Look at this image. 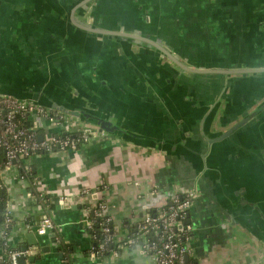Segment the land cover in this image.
<instances>
[{"label":"crops","instance_id":"1","mask_svg":"<svg viewBox=\"0 0 264 264\" xmlns=\"http://www.w3.org/2000/svg\"><path fill=\"white\" fill-rule=\"evenodd\" d=\"M133 26L197 67H264V0H0V93L117 126L105 138L30 156L29 178L16 166L0 169L10 245L34 234L38 243L27 247L37 251L24 264H155L119 241L147 209L195 187L185 261L264 264V110L218 138L262 103L264 72L182 73L154 45L92 30ZM58 195H70L69 205ZM100 200L114 252L92 259L85 216ZM44 214L54 231L39 235Z\"/></svg>","mask_w":264,"mask_h":264},{"label":"built area","instance_id":"2","mask_svg":"<svg viewBox=\"0 0 264 264\" xmlns=\"http://www.w3.org/2000/svg\"><path fill=\"white\" fill-rule=\"evenodd\" d=\"M29 122V124H28ZM42 130H45L42 133ZM42 135L38 139L37 135ZM108 134L98 125L83 123L59 109L42 105L31 99H22L10 94L0 93V148L4 150V162L1 168L16 166L18 159H23L24 172L30 170L26 160L32 155L48 153L54 150L73 149L90 140L105 138ZM85 192L86 189H83ZM197 195L195 187L182 188L169 198L164 207L147 209L136 223L134 232L119 241L120 246H137L149 256L155 264H186L185 256L190 253L188 240L191 236V225L186 222L190 206ZM43 194H39L41 200ZM45 200V199H44ZM57 202L70 203V195H58ZM93 217L85 216V224L92 238L87 250L94 259L105 251H113V234L111 217L105 201H98L92 210ZM0 227V239L3 240V256L7 264H19L18 257L27 258L37 251V247L26 249L12 248L6 227L10 221L8 211ZM97 220L99 236L90 231ZM54 231V225L46 214L41 215L36 232L39 235ZM111 247V248H110ZM1 255V257H3Z\"/></svg>","mask_w":264,"mask_h":264},{"label":"water","instance_id":"3","mask_svg":"<svg viewBox=\"0 0 264 264\" xmlns=\"http://www.w3.org/2000/svg\"><path fill=\"white\" fill-rule=\"evenodd\" d=\"M90 29H92V28H90ZM92 30H95V32L100 33V34H107V35H111V36L120 37V38H123V39H125V38L132 39L133 38L136 41L142 40L144 42H148L149 44L153 43L154 47L159 49L160 52H162L163 55H165L169 59V61H171L173 63V65H175L176 67L188 70V71H193V72H198V73H210V72H216V71L225 72V70L216 69V68H194V67H190V66L186 65L185 63H183L178 58L177 55H175L174 53L169 52L168 49L162 47L161 45H157L154 41H152L150 39H146V38H144L142 36H139V35H136V34H133V33H129V32L122 31V30H115V29L110 30V29H103V28H101V29L94 28ZM245 71H249V70L248 69L244 70V71L243 70H238L237 72H245ZM61 107L64 108L65 110H67L66 111L67 114H69L71 116H74V117H77L78 119H80L79 118L80 116H83L85 119L89 120V123L98 125L102 130L114 131V129H117L116 124L112 123L111 119L109 120L108 117H104V116H101V115H96V114H94L92 112H86L84 109L74 108V109H71V111H70L69 109H66L67 108L66 106H61ZM81 121H83V120H81ZM233 128H235V126L231 127L227 132L231 131ZM227 132L220 134V138L223 137L224 135H226ZM37 137H38V139H41L42 135L40 133H38ZM64 204L65 205H69V203H64ZM186 222H189L188 214H187ZM27 243L28 244L38 243V241L35 238L34 234L31 233V232L27 234ZM28 244L22 245L21 248L22 249H26ZM45 248H47V247H45ZM41 249L43 250L44 247H41ZM30 258L32 259L33 256L30 257ZM17 260H18L19 264H24V262H25L23 256H19ZM185 260H188V255L185 256Z\"/></svg>","mask_w":264,"mask_h":264},{"label":"flooded vegetation","instance_id":"4","mask_svg":"<svg viewBox=\"0 0 264 264\" xmlns=\"http://www.w3.org/2000/svg\"><path fill=\"white\" fill-rule=\"evenodd\" d=\"M136 15L138 16V14H137V12H136ZM152 12H150V18H149V20H151V18H152ZM150 25H151V23H150ZM115 30H121V29H115ZM126 32H128V31H126ZM129 33H133V34H136V35H139V36H141L140 35V30H139V28L138 27H134L133 26V28L132 29H130V31H129ZM144 38H146V39H150V40H152V41H154L156 44H157V41H156V37H154V36H152V37H144ZM130 40H132V41H136L135 39H130ZM185 42H187L188 41V39L185 37V40H184ZM138 42H142V43H144V44H146V45H149V43L148 42H144V41H142V40H138ZM151 45H154L153 43L151 44ZM158 45V44H157ZM186 45V44H185ZM162 46V45H161ZM162 47H164V46H162ZM171 47L172 46H170L169 44H165V47L164 48H166V49H168V51L169 52H171L172 53V49H171ZM162 53V52H161ZM162 55H163V53H162ZM165 56V55H164ZM178 56V55H177ZM181 56V55H180ZM195 55L194 54H192L191 53V56H190V58L191 59H194V61L196 60V58L194 57ZM166 57V56H165ZM178 58L183 62V63H185V60H183V59H181L179 56H178ZM166 59H168L167 57H166ZM169 60V59H168ZM192 62V61H191ZM193 63V62H192ZM190 63V62H186L185 64L186 65H188V66H190V67H194V68H204V67H197V65H198V63L196 64V63ZM191 64V65H190ZM194 64H196L195 66H194ZM174 67L176 68L174 71H181L182 73H190V74H192V73H197V74H199L198 72H193V71H188V70H185V69H182V68H179V67H176L175 65H174ZM249 70V71H245V72H237L238 70ZM222 70H225V72H223V75H235V74H257V73H262V71L264 72V67H246L245 65H241V66H238V67H231V68H227V69H222ZM216 72H222V71H216ZM178 73V72H177ZM204 74H208V73H204ZM213 74H216V73H213ZM220 74H222V73H220ZM193 82V81H192ZM196 84V83H195ZM250 87H252L251 85H250ZM260 86H258L257 88H259ZM261 88H263V86H261ZM233 90H235V88H232V90H230L231 92L233 91ZM255 107V106H254ZM262 110H264V100L262 101V103H257V106L252 110V111H250L249 113H247L242 119H240L239 121H237L236 123H234L233 125H231L230 126V128L231 127H234L235 126V128H233L231 131H229V132H227L229 129H227L226 131H224V133H226L227 132V134L226 135H224L223 137H225V136H227V135H229L233 130H236L238 127H240L242 124H244L245 122H247L254 114H257V113H259L260 111H262ZM222 134V133H221ZM223 137H221V138H223ZM218 138H220V137H218Z\"/></svg>","mask_w":264,"mask_h":264},{"label":"trees","instance_id":"5","mask_svg":"<svg viewBox=\"0 0 264 264\" xmlns=\"http://www.w3.org/2000/svg\"><path fill=\"white\" fill-rule=\"evenodd\" d=\"M28 124H29V122H28ZM40 154H42V153H40ZM3 162H4V150L2 148H0V166L3 165ZM22 162H23V159H18L17 162H16L18 164V168H19L18 171L24 177L29 178L31 176V170H29L27 172H24L23 167H22ZM0 188H2V185H0ZM32 193L34 194V196H36V199H38V201L41 200V199H39L38 192L36 190L32 189ZM2 202H3V197L2 198L0 197V204H2ZM153 211H155V210H151V212H153ZM90 217H93V213L90 215ZM4 218H5V215L0 218V222H3ZM10 224H11V219H10L8 225H10ZM96 224H97V220H95L94 225H93V230L90 231V232L96 234L97 236H99V231H98V227H97ZM133 232H134V230L132 231V233ZM2 242H3V240L0 239V264H7L6 257L2 255L3 252H4V249H2L3 248ZM60 245H62L61 248L63 249L64 253H66V256H68V253L71 252V247L68 246L65 243H62V242L60 243ZM8 246L12 247L13 249L14 248H19V245L12 246V245L9 244ZM108 254H110V251H105L103 253V255H108ZM1 255L3 257H1ZM63 263L66 264V261L64 260ZM186 264H190V263L186 262Z\"/></svg>","mask_w":264,"mask_h":264}]
</instances>
